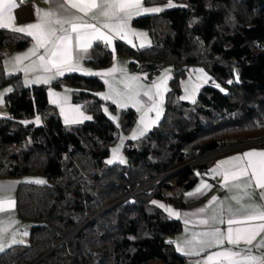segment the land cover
<instances>
[{
  "label": "trees",
  "instance_id": "1",
  "mask_svg": "<svg viewBox=\"0 0 264 264\" xmlns=\"http://www.w3.org/2000/svg\"><path fill=\"white\" fill-rule=\"evenodd\" d=\"M171 2L167 9L169 0H146L163 10L133 21L150 34L149 46L117 41L115 54L100 42L92 48L96 69L110 67L116 55L132 58V71L151 75L168 64L175 70L164 117L126 145L125 165L106 164L119 129L95 95L104 81L68 74L54 82L56 89L71 87L72 102L92 116L69 129L49 104L48 86L26 87L20 74H6V55L30 39L0 29V87L13 86L5 99L10 116L0 118V179L47 178L20 183L17 210L31 224L29 242L4 251L0 264H185L171 241L181 223L153 201L187 207L184 194L219 156L264 146V0ZM193 66H205L227 92L206 86L195 103L181 101L180 79ZM120 114L129 132L137 114ZM37 116L43 125L32 122Z\"/></svg>",
  "mask_w": 264,
  "mask_h": 264
},
{
  "label": "snow or ice",
  "instance_id": "2",
  "mask_svg": "<svg viewBox=\"0 0 264 264\" xmlns=\"http://www.w3.org/2000/svg\"><path fill=\"white\" fill-rule=\"evenodd\" d=\"M167 6H174L171 0H169ZM17 7V0H0V28L24 33L34 41L27 52L13 57L12 61L9 62L12 63L15 71L23 72L26 77L29 73H43L35 76L34 79H26V84H49L66 72L82 71L80 61L84 59L83 54L89 51L94 40L103 41L106 45H112L114 36L127 40L129 43H132L129 36L145 37V33L131 31L129 21L134 16L159 13L163 10L160 7H145L143 0H64V3H61L56 10L45 11L37 8V22L29 23L25 26H15L13 11ZM68 9H76L84 15H75ZM85 17H89V19H85ZM90 21H95V23ZM140 46L143 47L144 44L141 43ZM32 57H35V59H31ZM25 60H31V62L23 64ZM117 71L123 75V79L119 83L124 85L125 91L120 92L113 88V85L106 79L105 83L109 85L110 94L101 95L106 100L111 99L113 103L118 104L122 108L131 104L137 111H141L144 105L140 100V90L145 87L139 83L141 77L129 76L125 68H118L116 65H113L112 68L105 72L92 73L86 71V74L98 75L103 78L112 76ZM196 71L203 74V69H197ZM169 72L170 70L166 69L142 93L143 96L147 97L150 106L146 111L142 112L140 117V125L142 127L139 129V135H143L155 123L154 120L148 119V113L155 112L156 119H159L162 111L160 105L163 102V95L164 92L168 91L166 83L171 78L168 75ZM8 74L11 75L12 73L9 72ZM5 91L11 92L12 89L8 88ZM111 93H115V96L119 99H113ZM2 95L3 93H0V96ZM50 95L53 97L52 102L58 103V94L50 92ZM181 99H193L194 102V97L192 96L186 95L181 97ZM74 111L79 113L78 108L74 109ZM61 112L64 113L63 107ZM80 116L83 119H91V117L83 116V113H80ZM65 122L75 123L79 121L77 119L70 120L65 115ZM35 123H40L39 116L36 117ZM136 138L137 134L133 133L132 139ZM112 152L113 158L108 160L107 163L112 164L115 160L125 163L123 157L118 155L119 146L113 148ZM224 165H229L230 167L225 168ZM209 171L213 177H223L221 187H227L229 181H232L234 188L243 191V196L234 195L231 197L237 203L244 196L250 198V189L264 190V152L249 151L229 157L226 160L217 162L216 166ZM241 179L246 180V183H239ZM36 182L44 183L42 180ZM210 187L209 184L201 181L200 186L194 192L187 193V195L203 194V190ZM229 190L231 191V189ZM261 199L264 200V191L261 193ZM217 200L218 197L213 196L209 201V206ZM153 203L156 204L157 202L153 201ZM12 207H14V201L0 194V213H7ZM159 207L165 208L169 215L177 218L180 216L179 213L170 207L166 208L163 204H160ZM241 207L251 210L237 217L229 209L230 215L226 221L223 217L222 203L218 209H212V215L208 218L200 219L198 223L201 225H209L210 221L213 224L217 222L219 224L227 223L226 231H222L217 227L210 231L193 233L192 239L184 242L185 247H188V251H184V248L179 245L177 250L184 251V254L188 256H200L201 253L214 247L222 249L210 252L202 261H196V264H264V252L259 251L264 248V239H261L253 246V241L256 240V237L264 233V205H241ZM206 210V208H200L198 212L204 213ZM185 215H196V213H185ZM188 222V220H185L186 224ZM24 235H27V233L25 232ZM17 242L23 243V241L12 240V243ZM225 244L232 247L224 248ZM241 244L244 245L243 248H240ZM234 248L239 250L234 251Z\"/></svg>",
  "mask_w": 264,
  "mask_h": 264
},
{
  "label": "crops",
  "instance_id": "3",
  "mask_svg": "<svg viewBox=\"0 0 264 264\" xmlns=\"http://www.w3.org/2000/svg\"><path fill=\"white\" fill-rule=\"evenodd\" d=\"M61 3H64V0H17L18 7L16 9H14V11H13V15L15 17L14 24H15V26H25L29 23H35V22H37V15H36V9L37 8L43 9L45 11L56 10ZM143 4L145 7H160V8H162L161 6H158V5L148 6L146 4V0H143ZM65 7H67V5H65ZM68 10L75 15H79V16L84 15L82 12H78L76 9H68ZM152 14H158V13H147V14H143L140 16H134L129 21L130 30L134 31V32H138V33H141V32L145 33L146 34L145 37L129 36V39H131V41H132V43H129L127 40H123V39H120L119 37L114 36L112 45H106L103 41L94 40L92 43V47L89 49V51L86 54H83L84 59H82L80 61L82 71L66 72L63 76L57 77L56 79L52 80L49 84H43V83L26 84L25 83L26 79H34L35 76L42 75L43 73H38V72L37 73H29L28 76L26 77L23 72L15 71V69L12 66V63H9V62L12 61L13 57H15L17 55H22L23 53L27 52L28 49L32 47L34 41L31 37L27 36L24 33L16 32V31H13L11 29H6V30H10V31H12L18 35L28 37L30 39V44L25 49L14 51V52L7 54L6 57L4 58V61H3V68L6 72V74H8L9 72L12 73L11 75H19L20 74L21 79H22V83L26 87L48 86L49 104L53 108H55V110L57 111L58 115L60 116V118L62 119V121L64 122V124L67 128L69 126H74L77 124H81V123L90 121V120H92V118L91 119L80 118L78 120L79 122H75V123H66L65 122V116L63 113H61V110H60V104H59L60 99H58V103H53L52 102L53 99H52V96L50 95V92L57 93L58 98L60 97V95H62V93H67V95L69 97L70 96L69 94H72L73 89L68 88V89H70L68 91L66 90L67 89L66 87H64L62 89H56L53 86L54 82L56 80L63 78L64 76H66L68 74H79V75H83V76H95V75L86 74V71L92 72V73H96L99 71V69H96L91 64L92 48L98 42L106 45L110 49V51L113 52L114 54L116 52V42L117 41H122L134 49L144 48V47H141L140 44L142 42H144V43L150 42L151 43L150 34L148 33L147 30L135 28L132 23L135 19H137L139 17L146 16V15H152ZM85 19H89V17H85ZM90 22L95 23V21H90ZM0 29H2V28H0ZM105 31H107V30H105ZM133 45H135V46H133ZM113 49H114V51H113ZM31 59H35V57H32ZM30 62H31V60H25L23 62V64H28ZM120 62L124 65L123 68H125L128 71V74H131V72H129V66L132 62V58H124V57H119V56L117 57L116 55H114L113 63L109 68L113 67V65L119 66ZM8 88H11L13 91L12 85L0 87V93H3V95L0 96V118H8L10 116L9 109L5 103L6 96L9 95L10 93H12V91L11 92L5 91ZM70 98H71V96H70ZM71 103H72V106H71L72 108L70 109L71 110L70 115L69 114L68 115L65 114V115H67L68 117H70V116L73 117L77 114L80 115V112H83L84 114H86V116L90 117V114L86 111L84 104H74L72 101H71ZM77 106L81 107V108H78L79 113L74 111V109H77L76 108ZM116 108H117V106H116ZM39 117H40V121L43 125L45 123V119L43 116H39ZM35 119H36V117L32 120V122L34 124H36ZM249 151L264 152V146L258 147V146L251 145V146H246V147L240 148L238 150L223 154L215 160V162L212 164L210 169L214 168L216 166L217 162H219L221 160H226L229 157H232V156H235L238 154H242L245 152H249ZM254 159H259V158H254ZM224 167L229 168L230 166L224 165ZM27 177L28 176H25L22 179H0V194H2L4 197L10 198V200L14 201V207H12L9 212L0 213V255L4 251L10 249L11 247H14L16 245H26L29 242V229L31 227V224L28 223L27 221L21 219L19 214H18V210H17V192H18L20 183L22 181L28 182L26 180ZM201 181H204L205 183L209 184L211 187L209 189L203 190V194H197L195 196H188L187 193L194 192L196 190V188L200 186ZM201 181L196 185V187H194L192 190H190L184 194L182 200L185 204H188L187 207L180 208L174 202L168 201V200L167 201H165V200H154L157 202L155 204L156 206L159 207L160 204H163L166 208L170 207L175 212L180 214V216L177 218L176 216L169 215V213L167 211H165V208L160 207L161 209H163L167 213V215L171 219L179 221L182 225V229L180 230V232L173 235L171 237V241L175 247L176 252L179 255L187 257L185 264H196V261H202L204 259V257L206 255H208L210 252L222 250L221 248H215L214 247V248L208 249L206 252L201 253L200 256H188V255L184 254V251H188V247H185L184 242L187 240H191L193 233L210 231V230H213L214 228H217V227L220 228L222 231H226V229L228 227L227 223L219 224L217 222V223L213 224L211 221H210L209 225H201L198 223V221L200 219L210 217L212 215V209H214V208L218 209L222 203L223 217L225 218V221H226L230 215L229 209H231V213H234V214H236L237 217H240V216L244 215L246 213V211L251 210V209L242 208L241 205H264V200L261 199V193L264 190L255 189V188L250 189L249 190L251 193L250 198L247 196H244V198L241 199L239 203H237V201L232 199L231 197L234 195L243 196V191L234 188L232 181H229L227 187H221V184L223 182V177L222 176L213 177L210 174V171H209V175L206 178L202 179ZM239 183L244 184V183H246V180L241 179L239 181ZM229 189H231V191ZM213 196L218 197V200L213 202V204L211 206H209V201L212 199ZM200 208H206L207 210L204 213H199L198 210ZM185 213H189V214L196 213V215H187L186 216ZM185 220H188L189 222L186 224ZM25 232L27 233V235H24ZM13 239H15L16 241H23V243H19V242L12 243ZM261 239H264V233H261L259 236L256 237V240L253 241V246L256 243H258ZM178 245L181 246L182 248H184V251H178L177 250ZM223 247L227 248V247H232V246L225 244ZM243 247H244V245L241 244L240 248H243ZM233 250L236 251L239 249L234 248ZM259 251L264 252V248H261Z\"/></svg>",
  "mask_w": 264,
  "mask_h": 264
},
{
  "label": "rangeland",
  "instance_id": "4",
  "mask_svg": "<svg viewBox=\"0 0 264 264\" xmlns=\"http://www.w3.org/2000/svg\"><path fill=\"white\" fill-rule=\"evenodd\" d=\"M165 8L168 9V8H171V7L165 6ZM142 43L144 44L143 47H146V46L151 44L150 42H146V43L142 42ZM124 58H129V57H124ZM132 61H134V60L132 59ZM119 64L120 65L119 66L117 65V67L118 68H123L124 65L121 62ZM108 69H110V68L108 67V68L99 69L98 72H105ZM166 69L170 70L168 75L171 78L168 79L167 83H166V87H167L168 91L164 92V95H163V102L160 105L162 111H161V114L159 116V119H156V113L155 112L148 113V119L154 120L155 123L152 124L143 135H139V129L142 127L140 125V117L142 115V112L146 111L147 108L150 106V102L148 101L147 97L143 96L142 93H143V91L147 90V88L151 86L152 82L156 81L157 78L160 77L165 72ZM197 69H203V74L198 72V71H196ZM129 72H131V74H128V71H127V75H129V76H139V77H141L139 83L145 86L143 89L140 90L141 91L140 100L143 102V105H144V108L141 111H137V109L135 107L131 106V104H129L127 107H123L122 108L118 104L113 103V101L111 99H107L106 100L101 95V94H110L109 85L105 83L106 79L109 81V83H111L113 85V88L119 90L120 92H124L125 91L124 85L122 83H119V81H121L123 79V75H122L121 72L117 71L112 76H107V77H103V78L101 76H99L104 81L105 88L103 90H101V91L96 92L95 94H96V96L98 98H100V99H102L103 101L106 102L103 105V111L106 114V116L111 121H113L115 123V125L119 129V134H118L119 139H118L117 143L111 148L110 157L106 160V164L107 165H111V164L107 163V161L113 158L112 149L116 148L118 146H119L118 155L123 157L125 163H120L119 160H115L113 163H118V164L125 165L126 162H127V158H126L125 151H124L126 145L129 142H138L139 140H141L145 135L150 133L159 124V122L162 120V118L164 117V113H165V104H166L167 95L172 89L171 80L173 79L174 74H175L174 67L171 64L170 65L168 64V65H165V66L161 67L159 72L151 74V75L148 72H146V71H132L130 69V66H129ZM95 76H98V75H95ZM86 77H94V76H86ZM236 80H238V77H237ZM217 85H219V87H217ZM206 86L215 87V88L223 91L224 93L227 92V87L223 83H221L217 78H215L205 66H193V67H190L188 69V71H186L185 76L180 79V89H181L180 100L184 101V102H188V103H195L197 101V99H198V96H199V93H200L201 89H203ZM66 88H67L66 90L68 91V90H70L68 88H71V87H66ZM153 91H155V90H153ZM111 94L113 95V99H119L118 97L115 96V93H111ZM69 95L71 96V98H70V96L68 97L67 93H62V95H60V97L58 98V99H60V102H59L60 110H61L62 107L64 108V113H63L64 116H65V114H67V115L69 114L70 115V112H71L70 109L72 108L71 107L72 106V103H71L72 94H69ZM186 95L194 97V102H193V99H181V97L186 96ZM52 99H53V97H52ZM109 103L113 104V105L115 104L117 106V108H118L117 111H113L110 108ZM76 108H81V107L77 106ZM129 108L135 110V112L137 114V120H136V123L134 124L132 130H130L129 132H123L122 129H121L122 120H121L120 112L122 110H126V109H129ZM105 109H107V111H105ZM80 113H83V112H80ZM83 116H86V114L83 113ZM90 117L92 118L91 115H90ZM69 118L70 119L79 120L82 117L77 114V115H75L73 117L70 116ZM35 125L36 126H41L42 123L40 121L39 124L36 123ZM71 127L72 126H69L68 128L70 129ZM133 133L137 134V138L136 139H132ZM26 180L28 182L30 181L32 183H37L36 181L42 180V181H44V183H38V184L47 183V178L46 177L37 176V175H29L26 178Z\"/></svg>",
  "mask_w": 264,
  "mask_h": 264
},
{
  "label": "water",
  "instance_id": "5",
  "mask_svg": "<svg viewBox=\"0 0 264 264\" xmlns=\"http://www.w3.org/2000/svg\"><path fill=\"white\" fill-rule=\"evenodd\" d=\"M162 179V178H161Z\"/></svg>",
  "mask_w": 264,
  "mask_h": 264
}]
</instances>
